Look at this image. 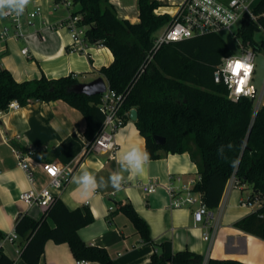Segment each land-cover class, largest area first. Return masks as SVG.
<instances>
[{
	"label": "trees",
	"instance_id": "1",
	"mask_svg": "<svg viewBox=\"0 0 264 264\" xmlns=\"http://www.w3.org/2000/svg\"><path fill=\"white\" fill-rule=\"evenodd\" d=\"M76 14L87 27L85 39L90 47L111 51L114 61L99 70L111 90L125 95L123 113L137 109L135 122L145 138L148 160L167 154L188 153L198 168L200 180L194 191L202 195L209 210L219 207L232 177L251 197L260 201L255 212L238 220L234 227L264 241V105L241 98L234 102L228 89L217 82L215 72L223 58L234 54L219 34L184 39L163 45L146 70L141 73L152 50L156 33L172 17L157 15L158 0H138L139 22L119 18L110 0H73ZM264 13V0L255 14ZM264 31V17L258 22L245 17L237 38L256 52H264V40L255 41ZM67 50H70L67 48ZM90 61L91 58L89 57ZM80 83L79 76L59 79L41 78L19 83L0 65V113L17 102L25 107L34 101H65L79 110L87 121L85 137L90 149L103 126L99 110L100 95L87 97L71 89ZM154 136L165 138L157 145ZM238 161V163L234 162ZM119 211L133 223L143 241L152 242L147 222L130 203H118ZM88 207L69 209L55 197L40 219L27 214L16 222L21 258L26 264H40L46 244H68L76 260L96 264H116L106 249L87 244L79 231L92 224ZM51 223L53 225H51ZM156 252L148 264H203L204 257L189 250L174 252L171 242L153 243ZM0 264H13L2 252ZM208 264H244L232 259H210Z\"/></svg>",
	"mask_w": 264,
	"mask_h": 264
},
{
	"label": "crops",
	"instance_id": "2",
	"mask_svg": "<svg viewBox=\"0 0 264 264\" xmlns=\"http://www.w3.org/2000/svg\"><path fill=\"white\" fill-rule=\"evenodd\" d=\"M110 1L119 18L131 23L139 22L138 0ZM158 1L161 3L159 12L173 14L175 5L183 0ZM38 5L42 14L35 19V26L24 27L25 37L19 39L12 33L4 41L0 50L1 67L10 71L19 83L39 79L42 75L48 79L69 75L88 77L92 74L100 77L99 70L114 61L111 51L104 47H90L85 53L73 51L72 39L66 28L60 27L57 32L43 24L48 21L58 26L65 20L67 11L59 9L62 13L57 14L53 0H30L26 7L32 11ZM7 8L10 7L4 6L0 11ZM6 26L11 27V23L0 15V32ZM24 48L29 49L28 55H23ZM261 96L259 107L264 105V90ZM86 128L83 114L62 100L34 101L0 114V242L15 232L21 215L27 214L38 220L44 212L40 207L29 208L19 200L20 194L32 186L18 165L14 148L24 151L26 146H31L35 150L32 167L37 189L49 180L41 164L57 162L74 169L67 184L54 190V195L71 210L84 206L89 208L94 221L82 228L79 235L87 244L106 249L116 264H148L157 251L153 243L166 241L171 242L174 252L189 250L209 260L232 259L244 264H264V241L234 227L238 220L260 207L253 198V208L241 205L246 194L251 197L250 190L228 188L227 184L219 207L210 210L212 217L196 224L193 212L198 204L182 209L169 207V190H182L184 185L199 176L198 168L188 153L146 160L143 170L137 175L122 164L123 155L132 147L139 146L146 151L145 138L135 122H128L117 134L118 148L113 157L88 151ZM18 135L23 139L18 140ZM84 173H91L97 183L89 197H83L82 189L77 186L78 178ZM113 175L123 178L119 190L111 185L110 177ZM148 183L157 185L153 193L147 194L142 189ZM119 202L133 205L149 225L152 242L143 241L131 220L117 209ZM205 234L209 235L207 241L203 239ZM1 252L13 264H26L21 258L19 239L3 242ZM76 261L68 244L49 241L40 264H76Z\"/></svg>",
	"mask_w": 264,
	"mask_h": 264
},
{
	"label": "built area",
	"instance_id": "3",
	"mask_svg": "<svg viewBox=\"0 0 264 264\" xmlns=\"http://www.w3.org/2000/svg\"><path fill=\"white\" fill-rule=\"evenodd\" d=\"M261 0H228L222 2L221 0H183L176 4L173 14L161 13L160 8H157L154 12L157 15L168 14L172 17V21L163 28L160 35L154 39L152 50L150 51L145 64L141 67V73H143L148 64L152 61L155 54L159 49L166 44L178 42L184 39H190L195 37H202L212 34H220L223 31H229L237 38V33H233V28L238 25L239 28L245 17L250 18L254 22H258L260 17H264V13L261 15L255 14V9ZM54 10L64 9L67 11L65 20L58 24V26L51 25L48 21H44L43 24L53 31H57L60 27H64L68 30L72 39V50L77 52H87L90 48L88 45L85 34L87 27L82 25V16L76 14V5L73 0H53ZM6 15H3L10 23V26H6L0 32V50L3 48V43L10 35H14L16 38L25 37L24 27L35 26V19L42 14V8L38 5L34 10H28L25 7L23 13L18 14L14 8H7L3 11ZM232 16L236 19H232ZM238 28V30H239ZM237 30V32H238ZM241 54H232L231 56L222 59L221 64L215 72L216 81H222L228 89V97L230 100L237 102L241 98L257 99L259 96L258 89L253 84L255 74V57L256 54L251 47L239 42ZM23 55L29 54V49H22ZM247 57L246 62L251 64V69L245 74L244 69H239L234 74L233 69L237 60H243ZM243 81V83H241ZM240 89L238 92L237 89ZM125 102V95L111 90L107 85V90L100 95L99 110L104 116L103 126L92 147L88 149L89 152H102L109 154L113 157L117 151L118 144L116 136L119 131L127 125L130 119V112H122ZM262 102V96L259 97V104ZM20 105L17 102L9 104V109H18ZM257 107V108H258ZM1 114V113H0ZM18 140L23 139L20 135L17 136ZM87 151V152H88ZM15 156L18 160V165L23 169L27 175V178L31 184V189L24 191L20 194L19 200L29 208L40 207L43 210L49 208L53 200L55 199L54 190L62 189L69 181L74 169L69 166H62L57 162H49L41 164V168L44 174L48 177V182L37 189L35 187L36 178L34 169L32 167L33 156L35 150L31 146H26L22 151L20 148H14ZM49 169L53 172L50 173ZM54 173V174H53ZM200 180L197 176L196 180L186 184L181 189L171 188L169 190L171 209L188 208L194 204H198V207L193 212V218L196 224H202L206 218L212 217V213L206 207L202 200V195L194 191L195 184ZM239 187L238 181L235 177H232L228 182V188ZM157 188L155 183H148L143 185L142 189L145 193H153ZM257 204L260 205V201L255 199ZM241 205L244 207L253 208L254 203L251 198L241 201ZM19 239L16 232L6 235L0 242V253L2 250L3 242H15ZM204 240H209V235L203 236ZM209 259H204L203 264H208ZM76 264H96L89 260H77Z\"/></svg>",
	"mask_w": 264,
	"mask_h": 264
},
{
	"label": "clouds",
	"instance_id": "4",
	"mask_svg": "<svg viewBox=\"0 0 264 264\" xmlns=\"http://www.w3.org/2000/svg\"><path fill=\"white\" fill-rule=\"evenodd\" d=\"M30 0H0V9H3L4 6L14 8L17 10V13H23L25 7L29 4ZM235 4V0H233ZM0 15H6V13L0 11ZM232 19H236L232 16ZM247 57H244L243 60H237L240 65L246 66L248 71L251 69V64L246 62ZM247 71V73H248ZM246 73V74H247ZM149 159V154L144 149H141L139 146H134L131 150L127 151L122 157V164L127 165L130 171L135 172L137 175L143 170L144 162ZM238 163V161L234 162ZM122 176L113 175L110 177L111 185L114 189L119 190L121 188ZM79 188L82 189L80 192L83 197H89L92 191L97 187L95 177L91 173H84L78 178Z\"/></svg>",
	"mask_w": 264,
	"mask_h": 264
},
{
	"label": "rangeland",
	"instance_id": "5",
	"mask_svg": "<svg viewBox=\"0 0 264 264\" xmlns=\"http://www.w3.org/2000/svg\"><path fill=\"white\" fill-rule=\"evenodd\" d=\"M62 11L58 10L57 14H61ZM239 26L236 25L233 28V33L236 34ZM163 28L159 30L155 36H158L161 34ZM221 39L226 43L227 47L233 51L235 54L240 55L241 54V49L239 46V42L241 41L239 38H236L232 33L229 31H223L219 34ZM264 40V31H260L256 33L255 35V41L260 43ZM256 57H255V74H254V82L253 84L256 86L259 92V96L256 99V105L258 104L259 97L261 96L263 90H264V52H256ZM96 78L95 74L89 75L88 77H85L83 75L79 76L80 82L81 83H86V82H91ZM98 78V77H97ZM132 122V121H131ZM248 196L247 194L244 196V199H247Z\"/></svg>",
	"mask_w": 264,
	"mask_h": 264
},
{
	"label": "water",
	"instance_id": "6",
	"mask_svg": "<svg viewBox=\"0 0 264 264\" xmlns=\"http://www.w3.org/2000/svg\"><path fill=\"white\" fill-rule=\"evenodd\" d=\"M107 85L108 84L105 78L100 76L91 82H86V83L80 82L76 84L71 89V91L76 94L85 95L87 97H94L103 94L107 90ZM130 119L132 122H136L138 120L137 109H132L130 111ZM154 141L157 145L160 146H163L165 144V138L161 136H154Z\"/></svg>",
	"mask_w": 264,
	"mask_h": 264
},
{
	"label": "snow or ice",
	"instance_id": "7",
	"mask_svg": "<svg viewBox=\"0 0 264 264\" xmlns=\"http://www.w3.org/2000/svg\"><path fill=\"white\" fill-rule=\"evenodd\" d=\"M239 69H244V70H245V74H246L247 71H248V69L246 68V66H244V65H240L239 62H236V64H235V68L233 69L234 74H236L237 71H238ZM241 83H243V81H241ZM237 91L239 92L240 89L238 88ZM49 171H50V173L53 172L52 169H49ZM53 174H54V173H53Z\"/></svg>",
	"mask_w": 264,
	"mask_h": 264
}]
</instances>
